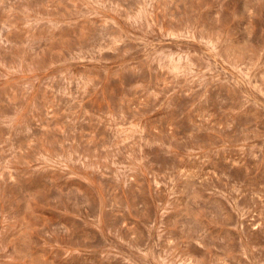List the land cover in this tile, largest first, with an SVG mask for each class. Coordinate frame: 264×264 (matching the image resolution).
<instances>
[{"label": "rangeland", "instance_id": "1", "mask_svg": "<svg viewBox=\"0 0 264 264\" xmlns=\"http://www.w3.org/2000/svg\"><path fill=\"white\" fill-rule=\"evenodd\" d=\"M0 264H264V0H0Z\"/></svg>", "mask_w": 264, "mask_h": 264}]
</instances>
